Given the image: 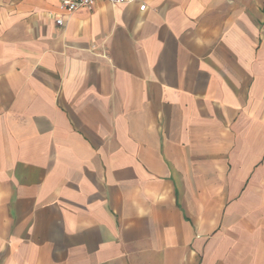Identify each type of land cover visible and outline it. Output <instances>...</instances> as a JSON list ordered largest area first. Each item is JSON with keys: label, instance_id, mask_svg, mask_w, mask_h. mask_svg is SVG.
Listing matches in <instances>:
<instances>
[{"label": "crops", "instance_id": "1", "mask_svg": "<svg viewBox=\"0 0 264 264\" xmlns=\"http://www.w3.org/2000/svg\"><path fill=\"white\" fill-rule=\"evenodd\" d=\"M61 4L0 0V264H264V0Z\"/></svg>", "mask_w": 264, "mask_h": 264}, {"label": "built area", "instance_id": "2", "mask_svg": "<svg viewBox=\"0 0 264 264\" xmlns=\"http://www.w3.org/2000/svg\"><path fill=\"white\" fill-rule=\"evenodd\" d=\"M97 1L98 0H62L61 8L69 10V11H73L78 8H86L88 10H91ZM107 1L116 4V3H123V2H132L135 0H107ZM144 8H145L144 3L139 6L140 10H144ZM55 22L56 24L61 25L62 19L56 18Z\"/></svg>", "mask_w": 264, "mask_h": 264}]
</instances>
